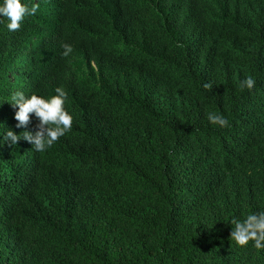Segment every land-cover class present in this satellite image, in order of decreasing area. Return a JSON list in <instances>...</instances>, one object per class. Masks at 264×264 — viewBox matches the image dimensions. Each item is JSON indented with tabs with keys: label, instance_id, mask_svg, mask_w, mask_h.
<instances>
[{
	"label": "trees",
	"instance_id": "obj_1",
	"mask_svg": "<svg viewBox=\"0 0 264 264\" xmlns=\"http://www.w3.org/2000/svg\"><path fill=\"white\" fill-rule=\"evenodd\" d=\"M23 2L18 30L0 18V136L38 130L16 91L62 88L73 119L42 152L0 145V264H264L230 237L264 211V0Z\"/></svg>",
	"mask_w": 264,
	"mask_h": 264
},
{
	"label": "clouds",
	"instance_id": "obj_2",
	"mask_svg": "<svg viewBox=\"0 0 264 264\" xmlns=\"http://www.w3.org/2000/svg\"><path fill=\"white\" fill-rule=\"evenodd\" d=\"M38 10V5L31 7L23 0H0V18H6V27L9 31L18 30L25 17L34 15ZM62 55L68 56L72 51L70 44H63ZM255 81L252 78H245L241 85L251 90ZM208 87L207 84L204 85ZM55 95L48 98L32 94L26 96L23 92L16 91L11 95V105L16 108L14 119L18 122L17 128H26L30 122V116L34 115L39 124L38 130L33 134L25 131L17 135L11 130L0 137V145L10 141L12 145L20 139H25L33 144V148L42 152L50 147L59 137L63 136L72 124V115L65 108L67 94L62 88L55 89ZM209 123L221 128L227 127L229 121L227 117L215 111L206 113ZM232 230L230 237L236 245L247 247L251 244L257 250L264 249V211L247 214L243 220L231 221Z\"/></svg>",
	"mask_w": 264,
	"mask_h": 264
}]
</instances>
